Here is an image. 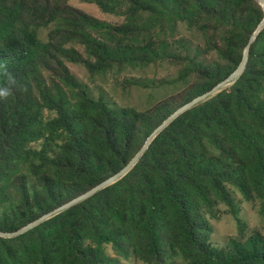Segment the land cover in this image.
Wrapping results in <instances>:
<instances>
[{"label":"trees","instance_id":"16d2710c","mask_svg":"<svg viewBox=\"0 0 264 264\" xmlns=\"http://www.w3.org/2000/svg\"><path fill=\"white\" fill-rule=\"evenodd\" d=\"M91 1L107 12L116 9L115 0ZM161 1L131 0L128 19ZM197 4V12L206 14L221 9L209 0ZM36 6L35 0H0V90L8 93L0 97V182L11 179L28 154L39 159L30 166L37 177L32 191L25 175L13 179L23 211L16 224L0 220L3 231L18 230L120 172L140 151L133 148L141 124L148 125L149 137L176 111L153 128L147 113L115 110L103 99L91 98L66 64L83 63L95 74L117 64L148 61L146 55L119 54L90 33L109 29L126 41L139 31L133 22L113 25L67 7V16L44 42L27 23ZM61 12L59 7L50 11V21ZM194 16L182 18L193 23ZM263 17L261 12L252 18L253 29L239 35L234 53L225 54L228 63L208 69L210 81L197 96L237 70ZM71 41L84 45L90 57L69 45ZM40 65L81 87L76 106L60 87L56 96L49 93ZM35 86L45 106L56 111L53 119L39 117L42 104L34 96ZM44 136L56 149L46 143L41 149L29 146ZM215 144L218 152L211 150ZM141 168L140 180L131 181ZM229 186L246 201L257 200L264 217V28L252 42L248 65L235 85L177 118L118 183L23 234L0 236V264H121L108 253L109 246L127 258L133 249L147 264H167L173 256L183 264H264V236L259 233L231 238L223 247L208 238L209 225L202 216L213 213L216 205H225L237 217Z\"/></svg>","mask_w":264,"mask_h":264},{"label":"rangeland","instance_id":"374dc122","mask_svg":"<svg viewBox=\"0 0 264 264\" xmlns=\"http://www.w3.org/2000/svg\"><path fill=\"white\" fill-rule=\"evenodd\" d=\"M25 1L30 3L33 0ZM209 1L221 9L206 14L202 11L197 12V0H162L158 4L149 5L148 10L140 12L137 17L129 20L131 0H115L113 4L116 9L110 12L104 11L91 0H35L37 5L33 11L35 17L27 23L37 31L40 40L45 42L49 40L58 22L67 16V7L71 10L72 8L81 10L89 16L113 25L133 22L139 27V31L126 41H122L119 35L109 29H92L90 33L108 43L119 54H135L134 56L141 57L146 55L149 58L148 61L117 64L95 74L90 73L83 63L66 61V64L80 83L82 90L86 91L91 98L103 99L110 108L115 110L128 108L147 113L151 117L148 124L155 128L171 112L197 96V92L210 81L206 79L208 69L228 63L225 54L234 53L233 46L236 47L239 35L251 31L254 27L252 18L257 19L261 12L264 13L263 7L257 0H255L257 6L252 3V0ZM56 7H59L62 12L57 15L56 20L50 21V11ZM184 14H195L194 22L183 19ZM69 45L75 46L84 57H90L81 43L71 41ZM39 67L50 94L56 96L60 87L70 101V105L76 106L80 102L82 90L79 91L81 88L79 85L76 87L67 84L42 65ZM9 90L14 93L17 89L12 87ZM34 96L42 104V114L39 116L41 119L47 121L57 116L55 110L45 106L36 86ZM147 126L144 123L141 124L136 135L137 141L133 148L136 152L137 149L139 151L144 147L148 138L149 127ZM46 138L47 136H44L30 143L29 146L41 149L46 143L56 149V143ZM57 141L61 142L60 139ZM210 147L212 152L219 150L216 144ZM50 155L57 156V151H50ZM27 156L14 168L11 179L0 182V220H14L16 224L19 214L23 211L14 185L19 176L25 175L31 191L37 187V177L32 174L30 166L32 162L38 163L39 159L34 155ZM147 162L148 159L144 164L146 165ZM141 173L142 168L138 169L130 180L137 183ZM229 188L236 199L237 217L231 214L230 208L225 205H216L213 213L202 216L209 225L206 224L209 228V240L219 247L225 246L231 238L245 239L256 233L264 236V217L259 214L258 201H246L233 187L229 186ZM108 253L112 257L119 258L121 264H147L134 253L133 249L130 250L128 258L120 255L112 246L108 247ZM166 262L167 264H183L177 256L167 258Z\"/></svg>","mask_w":264,"mask_h":264},{"label":"water","instance_id":"95a60500","mask_svg":"<svg viewBox=\"0 0 264 264\" xmlns=\"http://www.w3.org/2000/svg\"><path fill=\"white\" fill-rule=\"evenodd\" d=\"M257 1L261 4V6L264 9V0H257ZM263 28H264V17L261 20V22L259 23V25L257 26L254 33L252 34L249 42L245 46V49L243 52V57L239 63V67L237 68V70L234 73H232L227 79H225L220 84H218L216 87H214L211 91H209V92L207 91V92L197 96L196 98H194L190 102L181 106L178 110H176L170 116H168L148 137L144 147L137 153V155L130 161V163L125 168H123L120 172L113 175L109 179L105 180L104 182H102L98 186L94 187L90 191L88 190V191L80 194L79 196L73 198L72 200L66 202L65 204H62V205L54 208L53 210L43 214L39 218L31 221L30 223L26 224L25 226L19 228L18 230L11 231V232L0 230V236L11 238V237H15V236H18L20 234H23V233L27 232L28 230L34 228L35 226L39 225L40 223L44 222L45 220L50 219L51 217L59 214L60 212L64 213L65 211H67V210L75 207L76 205H79L80 203L94 197L95 195H97L101 191L105 190L106 188H108V187L118 183L122 179H124L140 163V161L142 160L144 155L147 153V151L150 149L151 145L156 140V138L165 129H167L177 118H179L184 113L194 109L195 107L202 104L203 102L208 101L209 99H211L215 95L221 93L222 91H224L228 87L236 84L239 81L240 77L245 72L246 67L248 65V62H249V59H250L251 44L256 39L257 35L261 32V30Z\"/></svg>","mask_w":264,"mask_h":264},{"label":"clouds","instance_id":"9594fccd","mask_svg":"<svg viewBox=\"0 0 264 264\" xmlns=\"http://www.w3.org/2000/svg\"><path fill=\"white\" fill-rule=\"evenodd\" d=\"M8 95L6 90H0V97H6Z\"/></svg>","mask_w":264,"mask_h":264}]
</instances>
